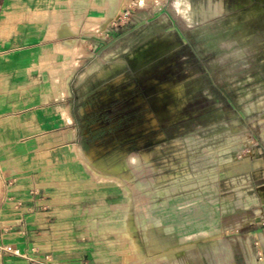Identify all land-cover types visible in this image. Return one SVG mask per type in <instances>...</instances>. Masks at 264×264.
Wrapping results in <instances>:
<instances>
[{"label":"rangeland","instance_id":"374dc122","mask_svg":"<svg viewBox=\"0 0 264 264\" xmlns=\"http://www.w3.org/2000/svg\"><path fill=\"white\" fill-rule=\"evenodd\" d=\"M177 1L66 0L30 23L42 40L10 94L43 107L65 147L48 151L66 210L47 230L66 251L44 264H178L202 248L237 264L251 229L235 226L264 210V0L192 26ZM218 1L190 0L200 16ZM92 17L111 20L104 33L84 31ZM78 40L90 54L70 70Z\"/></svg>","mask_w":264,"mask_h":264},{"label":"crops","instance_id":"0c3cea01","mask_svg":"<svg viewBox=\"0 0 264 264\" xmlns=\"http://www.w3.org/2000/svg\"><path fill=\"white\" fill-rule=\"evenodd\" d=\"M65 1L0 0V246L12 245L22 254H6L0 258V264H44L41 254H48L54 248L57 251H52L53 255L66 251L65 240L56 239L47 230L62 226L61 219L53 220L51 215L55 213L59 217L66 210L64 191L53 181L58 166H50L58 163L59 158L51 155L60 154L64 143L49 139L50 124L43 116V107L32 111L29 98L10 94L12 87L16 90L26 83L30 67L26 57L42 40L41 33L35 34L34 28L28 31L30 23L34 27L39 13L51 11ZM64 114L68 116L65 110ZM65 126L63 121L54 131L64 130ZM75 149H78L76 144ZM259 211L263 212L260 217ZM255 212L253 219L245 218L235 226L234 235L244 228L251 229L247 237L240 238L235 252L237 264H264V210ZM175 261L225 264L217 260L211 249L203 248L201 258L181 252ZM61 263L60 260L58 264Z\"/></svg>","mask_w":264,"mask_h":264},{"label":"bare ground","instance_id":"6f19581e","mask_svg":"<svg viewBox=\"0 0 264 264\" xmlns=\"http://www.w3.org/2000/svg\"><path fill=\"white\" fill-rule=\"evenodd\" d=\"M162 1H165V0H153V2H162ZM254 4V3H253ZM252 4V5H253ZM257 5V4H256ZM217 12H212L210 14H202L201 13V16L198 15L196 12L193 11V6L190 2V0H178L177 3H176V8L177 10L183 14L184 18L186 19V21L192 26L194 23H195V20L197 19L198 21L199 20H202V19H205V18H208L209 16H213V15H219V14H222L223 12L226 11V3H225V0H219L218 3H217ZM252 7V6H251ZM256 11V10H255ZM259 11V10H258ZM253 13H254V10H253ZM262 13V10L261 12ZM206 21V20H205ZM111 20L108 19V18H99V17H92L90 18L85 27H84V31L86 32H89V33H95V34H101V33H104L107 28H108V25L110 24ZM73 29V32H77L78 31V28L77 31L74 28ZM81 29V28H80ZM79 29V30H80ZM82 31V30H81ZM84 32V33H86ZM88 33V34H89ZM83 34V33H82ZM67 47V46H66ZM65 47V48H66ZM63 49V48H61ZM62 51V50H61ZM66 53V56L68 57V64L70 66V70H74L76 69L77 67H79L83 60L85 59V57H87L89 54H90V51H88L85 43L82 41V40H78L76 42V44L74 45V47H72V49L70 50H64ZM112 56V55H111ZM124 62V61H123ZM118 67L119 65H115L114 67ZM69 70V71H70ZM66 92V91H65ZM87 162V161H86ZM264 164V161L257 158L256 159V163H253L252 166L253 167H257L259 165H263ZM91 162L89 161L88 162V166L96 173V175L100 176L101 174H99V172H102L101 170V167L100 165H95L96 169L93 168L91 166ZM93 173V172H92ZM120 174H122V171L120 172ZM110 178H114V179H117L115 177H110ZM249 200H253V198H249ZM259 214H260V211H259ZM235 231V230H234ZM250 252V251H249Z\"/></svg>","mask_w":264,"mask_h":264},{"label":"built area","instance_id":"2783aa9c","mask_svg":"<svg viewBox=\"0 0 264 264\" xmlns=\"http://www.w3.org/2000/svg\"><path fill=\"white\" fill-rule=\"evenodd\" d=\"M4 253L17 255V256L22 255L21 252L12 245L0 246V258L3 256Z\"/></svg>","mask_w":264,"mask_h":264}]
</instances>
